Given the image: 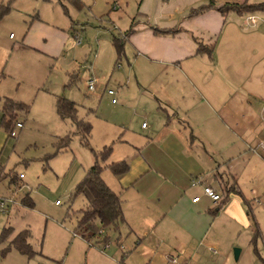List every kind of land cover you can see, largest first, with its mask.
<instances>
[{
	"label": "rangeland",
	"instance_id": "obj_1",
	"mask_svg": "<svg viewBox=\"0 0 264 264\" xmlns=\"http://www.w3.org/2000/svg\"><path fill=\"white\" fill-rule=\"evenodd\" d=\"M247 2L264 3V0ZM0 3L9 7L0 18V201H4L0 205V264H171L158 254L151 257L142 253L123 225L118 229L100 228L104 231L102 235H82L76 229L86 199L74 191L94 162L91 149L111 146L101 177L108 186H114L117 178L108 163L125 160L129 164L126 155H122L125 148L116 139L131 129L144 132L142 121L149 128L151 122L144 117L139 99L140 84L145 81L139 84L127 76L129 64L124 56L117 59L111 44L119 29L110 0H0ZM232 15L238 45L247 38L253 45L252 73L250 77H232L228 85L223 79L219 84L224 92L222 110H236L238 119L244 116L253 119L255 130L264 136V87H256L258 81L264 82V11ZM247 15L256 17L254 26L245 23ZM40 20L64 29L69 35L60 55L49 56L22 41L30 30L29 38L49 47L55 45L54 37L42 35L44 28L36 24ZM75 36L81 39L79 44ZM90 77L99 80L98 92L104 86L105 91L113 89L117 102L113 104L106 92L100 91L98 95L96 90L89 92L86 80ZM59 95L73 100L77 116L91 124L89 146L73 134L71 122L57 114ZM6 97L27 105V110L16 112L10 126L15 129L12 136L2 118ZM17 122L21 127H16ZM66 134L71 136L69 145L58 150L57 140ZM223 134L226 145L231 136L225 128ZM247 144L240 142L241 158L230 167L238 187L228 175L222 174L219 181L222 194L231 186L240 193L230 192L226 203L216 212H207L204 218L211 225L206 243L215 247L216 254L207 250L204 243L192 248L196 254L191 260L188 253L184 263L178 258V264H264V154L248 149L256 140L249 139ZM257 153L263 157H257ZM19 174L23 177L19 178ZM9 175L16 177V183H11ZM25 195L33 201L32 206L21 203ZM254 221L261 232L257 238ZM6 228L11 229L9 234H4ZM24 229L30 234L28 242L33 251L30 255L11 244L14 235Z\"/></svg>",
	"mask_w": 264,
	"mask_h": 264
},
{
	"label": "crops",
	"instance_id": "obj_2",
	"mask_svg": "<svg viewBox=\"0 0 264 264\" xmlns=\"http://www.w3.org/2000/svg\"><path fill=\"white\" fill-rule=\"evenodd\" d=\"M117 1L116 34L125 35L122 56L129 64L125 73L136 83L145 81L140 84L139 99L144 117L151 119L150 128L148 123L142 125L145 121L141 123L146 131L131 129L116 139L125 148L122 155L129 161L127 171L117 175L116 184L109 186L122 202L125 222L121 225L142 253L151 257L158 254L171 264H178L179 257L184 263L188 253L191 260L196 254L192 248L204 243L207 250L216 254L215 247L206 243L211 225L205 220L207 212H216L223 204L205 196L202 187L209 185L221 193L222 174L236 183L230 167L241 158L240 142L248 146L249 139L256 140L248 149L264 154V136L255 130L253 119H238L236 110H222L224 92L219 85L224 78L228 85L232 77H250L252 73L253 45L248 38L238 45L232 15L248 12L224 7L228 3H252ZM36 24L44 28L42 35L54 37L55 45L49 47L29 38L30 30L22 41L49 56L60 55L69 35L43 20ZM256 85L263 89L264 82L260 80ZM102 89L99 90L106 92L105 86ZM224 128L231 136L226 145ZM258 154L257 157L262 156ZM196 179L200 182L192 185ZM221 195L227 200L229 194ZM195 196L200 199L193 201Z\"/></svg>",
	"mask_w": 264,
	"mask_h": 264
},
{
	"label": "trees",
	"instance_id": "obj_3",
	"mask_svg": "<svg viewBox=\"0 0 264 264\" xmlns=\"http://www.w3.org/2000/svg\"><path fill=\"white\" fill-rule=\"evenodd\" d=\"M225 8H231L237 12H252L254 10L264 11V3H252V4H241V3H228L224 6ZM9 11V7L6 4H0V18ZM125 35H113L112 43L115 49L117 59L119 60L123 55ZM199 50H201L199 48ZM19 110H27V105L6 97L2 110L3 123L5 129L11 132L14 126H11L12 121ZM56 110L57 114L61 119L69 120L74 128L73 134H76L83 145L89 146V139L91 135V124L82 118L77 116V104L63 96L59 95L56 97ZM71 140V136L66 134L58 138L56 147L58 150L66 149ZM94 157L93 164L88 168L83 179L75 186V195H82L86 199V206L81 211V217L77 222V233L89 235H96L99 233L100 228H113L118 229L119 226L125 222L122 202L119 195L114 192L109 186L103 181L101 173L103 171L105 162L107 161L111 146H104L100 150L91 149ZM110 171L115 175H120L127 171L128 164L125 160L115 161L108 163ZM11 183H16V177L9 175ZM19 177V176H18ZM20 178V177H19ZM236 184V183H235ZM235 187V186H234ZM233 186L224 189L225 196L230 192L240 191ZM226 190V192H225ZM226 197L219 201L220 206L224 204ZM21 203L24 205L32 206L33 201L28 195L21 198ZM254 227V238L260 236L256 221L253 223ZM103 230V229H102ZM10 228L4 229V234H9ZM74 232V234H77ZM30 234L27 229L19 231L11 240V244L14 245L21 253L32 254L31 245L28 242Z\"/></svg>",
	"mask_w": 264,
	"mask_h": 264
},
{
	"label": "built area",
	"instance_id": "obj_4",
	"mask_svg": "<svg viewBox=\"0 0 264 264\" xmlns=\"http://www.w3.org/2000/svg\"><path fill=\"white\" fill-rule=\"evenodd\" d=\"M118 7V1L117 0H111V8L112 9H116ZM246 23L247 24H251L254 25L256 23V17L254 15H247L246 16ZM75 40L76 43L79 44L81 42V39L78 36H75ZM117 66H119V64H117ZM98 83V79L96 77H90L86 80V86L89 92H94L96 89V85ZM107 94H109L111 96V101L114 103L116 102V98H115V91L111 88H107L106 89ZM143 126H145L146 124L143 123ZM16 127H21V123L17 122L16 123ZM15 134V129L13 128L10 132V135H14ZM264 148V146H263ZM19 177L22 178L23 174H19ZM199 180H193L192 181V185H195L197 183H199ZM203 190V194L205 196H207L208 198H210L213 202H219L222 200L223 196L221 195V193L217 192L213 187L209 186V185H203L202 187ZM200 199L199 196H195L193 198V201H198ZM4 203V201H0V205L2 206ZM104 233V231L101 229L99 230V234L102 235ZM172 261H174V259H172Z\"/></svg>",
	"mask_w": 264,
	"mask_h": 264
},
{
	"label": "water",
	"instance_id": "obj_5",
	"mask_svg": "<svg viewBox=\"0 0 264 264\" xmlns=\"http://www.w3.org/2000/svg\"><path fill=\"white\" fill-rule=\"evenodd\" d=\"M238 251H239L238 249L235 250V257H236V258H237V256H238Z\"/></svg>",
	"mask_w": 264,
	"mask_h": 264
}]
</instances>
